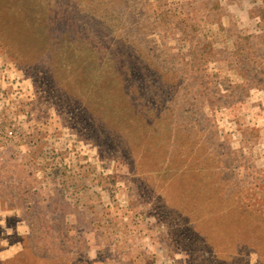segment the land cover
Wrapping results in <instances>:
<instances>
[{
  "label": "rangeland",
  "instance_id": "374dc122",
  "mask_svg": "<svg viewBox=\"0 0 264 264\" xmlns=\"http://www.w3.org/2000/svg\"><path fill=\"white\" fill-rule=\"evenodd\" d=\"M0 264H264V0H0Z\"/></svg>",
  "mask_w": 264,
  "mask_h": 264
}]
</instances>
